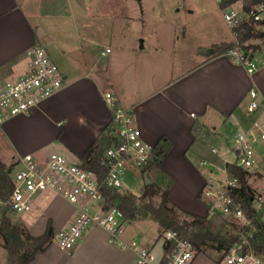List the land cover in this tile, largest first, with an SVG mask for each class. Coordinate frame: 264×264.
Returning <instances> with one entry per match:
<instances>
[{
    "label": "crops",
    "instance_id": "1",
    "mask_svg": "<svg viewBox=\"0 0 264 264\" xmlns=\"http://www.w3.org/2000/svg\"><path fill=\"white\" fill-rule=\"evenodd\" d=\"M26 1L0 0V80L21 73L27 62V50L38 44L60 70L62 84L57 92L33 107L28 114L12 117L0 126V160L12 168L22 154L29 153L42 159L51 152H60L77 162L108 125L111 110L103 94L110 92L118 107L131 112L137 132L144 141L153 146L162 136L171 141L160 162L161 172L173 181L168 189L169 199L183 211L205 215L207 200L201 197L200 192L209 176L212 185L220 179H214L208 166L222 169L228 154L225 148L220 154H214L209 149L220 158V164H215L201 156V144L213 135H216L215 138L223 137L235 128L245 127L254 118L264 123L263 40L257 38L250 41L254 46L251 56L257 66L251 74L226 55L204 54L174 78L161 80L165 73L161 69L160 81L144 86V91L139 92L135 87L137 72L130 74L125 67L110 73L108 66L104 69L102 58L107 45L101 44L96 29L92 34L90 26L82 25V20L73 22L78 40L76 50L79 54L82 52L85 61L83 64L78 62V65L69 63L62 57L67 49L56 45L50 31L44 28L47 25L40 27L38 22L43 21H29L23 7ZM240 1L233 4L237 5ZM231 40L233 34L230 30L229 38L208 42L203 48H212L215 43ZM142 43L139 49L145 48L144 40ZM257 45L258 48L255 47ZM51 46L59 52L51 51L50 56L46 48L51 49ZM143 83L146 85V81ZM250 87L256 91L258 107L247 115L245 106L249 101L247 91ZM128 171L143 182L139 168H128ZM34 208H38L35 214H22V223L31 235L36 236L44 231L49 219L53 237L28 264H134L133 251L119 247L104 228L94 224L85 228L71 249L61 250L56 243L57 234L76 215L74 206L61 196L40 199ZM126 223L128 225L120 235L124 242L136 240L140 245L147 246L158 260L164 257V243L158 238L160 228L156 222L152 233V220L137 219ZM2 249L0 246L1 261ZM190 264L226 263L223 259L217 262L204 253H196Z\"/></svg>",
    "mask_w": 264,
    "mask_h": 264
},
{
    "label": "built area",
    "instance_id": "2",
    "mask_svg": "<svg viewBox=\"0 0 264 264\" xmlns=\"http://www.w3.org/2000/svg\"><path fill=\"white\" fill-rule=\"evenodd\" d=\"M220 11L225 25L231 31L246 21H252L264 34V0L250 5L247 10L243 8L242 0L238 6L231 4ZM232 34L235 40L236 33ZM223 55L243 65L249 74L257 67L251 50L244 51L238 44ZM26 56L27 62L21 73L0 80V126L12 117L28 114L61 87L62 74L42 46L32 45ZM247 95L249 101L245 113L250 115L258 107L257 94L250 87ZM103 99L111 110L107 125L111 141L101 158V164L106 168L102 182L93 171L81 167L60 152H51L42 159L29 153L22 154L16 159L14 167L9 168L12 189L1 203L14 215L31 212L37 201L47 200L51 195L61 196L73 205L76 215L56 237L61 250L71 249L85 228L94 224L104 228L119 247L130 248L134 254V264H190L196 251L174 231H160L158 234L163 243L173 242L170 252L160 260L147 246L140 245L136 240L126 243L121 239L126 221L116 206L106 204L102 187L123 190L125 171L145 164L151 158L153 145L139 136L131 112L118 107L110 92H105ZM231 134L232 144L226 145L228 158L224 159L221 169L223 178L216 179V185H212L209 176L200 195L207 200L206 213L210 216L219 215L237 224L248 225L249 221L232 197L237 187L236 178L227 172L225 164L239 166L248 172V179L255 178L261 184L259 188L251 187V201L255 211L262 213L263 219L264 123L254 118L247 126L233 129ZM210 151L218 154L215 147H210ZM241 236L242 242L230 248L223 261L226 264H264L263 258L249 248L245 235ZM243 244L248 246L246 250H243Z\"/></svg>",
    "mask_w": 264,
    "mask_h": 264
},
{
    "label": "rangeland",
    "instance_id": "3",
    "mask_svg": "<svg viewBox=\"0 0 264 264\" xmlns=\"http://www.w3.org/2000/svg\"><path fill=\"white\" fill-rule=\"evenodd\" d=\"M238 5L239 2L235 6ZM23 7L31 23L38 20L43 21L38 22L40 27L42 24L47 25L44 28L50 31L56 45L67 49L62 57L72 64H83L85 61L82 52L79 54L76 50L75 44L78 40L73 22L82 20V25L90 26L91 32L96 29L101 44L108 48L102 58L104 69L108 66L110 73L125 67V71L130 74L137 72L135 87L139 92L144 91V86L148 87L160 81L161 69L165 72L161 80L165 77L174 78L204 55L200 53L204 44L230 37V30L222 19L217 0H27ZM143 40L145 48L139 49ZM46 49L50 56L51 51L59 52L52 46L51 49ZM231 135L228 133L217 138L213 135L206 139L201 144V156L220 164V158L209 149L212 145L219 154L222 153L226 145L232 144ZM208 168L212 169L214 179L223 178L221 168ZM248 182L251 187H261L255 178H249ZM124 185L128 189L123 190L139 195L143 182L134 178L127 169ZM154 200L157 202L158 198ZM37 209L34 208L28 213L35 214ZM9 216L12 222H22L23 215ZM152 224L150 233L156 227L154 221ZM2 252L0 264H5L6 253L4 249Z\"/></svg>",
    "mask_w": 264,
    "mask_h": 264
},
{
    "label": "trees",
    "instance_id": "4",
    "mask_svg": "<svg viewBox=\"0 0 264 264\" xmlns=\"http://www.w3.org/2000/svg\"><path fill=\"white\" fill-rule=\"evenodd\" d=\"M237 0H217L219 9L235 3ZM261 0H243V8L247 10L250 5ZM235 40L222 41L212 45L211 56L223 55L237 44L244 50L253 52L251 39H262L261 31L252 21H246L234 28ZM111 137L108 127H105L91 142L85 152L78 158L77 163L88 170L93 171L100 182L106 173V168L101 164L104 150L110 144ZM171 146V141L160 137L153 146L151 158L139 167L140 172L147 173L150 180L145 184L143 180L142 191L139 195L129 190H115L102 187V193L106 198V204L116 206L122 213L124 221L137 219H149L157 223L160 231H174L193 247L196 253H204L219 262L235 244L242 242V234L245 235L249 248L264 260V222L262 213H257L252 207L253 189L248 184V172L233 163H226L227 172L237 181V187L232 192L234 202L241 207L244 216L249 221L248 225H240L231 219L222 218L219 215L203 216L188 213L180 209L168 197V189L172 185V179L165 176L160 170V162L163 155ZM6 165L0 160V239L1 246L5 250V264H28L35 254L44 250L51 242L53 230L51 221L45 223L44 231L40 235H31L22 222H12L11 212L3 202L12 189V183ZM154 198H158L155 202ZM173 247V242L164 243L165 255ZM243 244V250L247 249ZM213 255H216L215 257Z\"/></svg>",
    "mask_w": 264,
    "mask_h": 264
},
{
    "label": "water",
    "instance_id": "5",
    "mask_svg": "<svg viewBox=\"0 0 264 264\" xmlns=\"http://www.w3.org/2000/svg\"><path fill=\"white\" fill-rule=\"evenodd\" d=\"M260 36H262V34H260ZM140 47H142V45L140 44ZM253 48H254V46H252ZM255 47H259L258 45L257 46H255ZM202 53H204L205 55H211L212 54V48H202L201 50H200ZM8 172H10V169H8ZM143 180H144V183L145 184H147V183H149L150 182V180H149V178H148V176H147V173L146 172H144L143 173Z\"/></svg>",
    "mask_w": 264,
    "mask_h": 264
}]
</instances>
